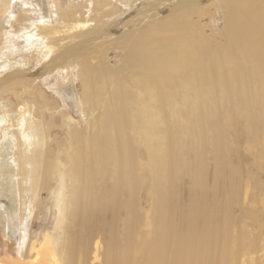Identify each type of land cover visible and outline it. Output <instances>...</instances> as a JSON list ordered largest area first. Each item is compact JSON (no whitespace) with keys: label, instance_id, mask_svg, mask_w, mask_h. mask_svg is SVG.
Listing matches in <instances>:
<instances>
[{"label":"bare ground","instance_id":"bare-ground-1","mask_svg":"<svg viewBox=\"0 0 264 264\" xmlns=\"http://www.w3.org/2000/svg\"><path fill=\"white\" fill-rule=\"evenodd\" d=\"M34 57L40 72L74 74L79 119L35 90L22 72ZM183 163L201 168L187 174L194 193L178 217ZM44 191L57 236L31 233L23 259L24 237L9 239L0 264H243L230 234L246 204L257 253L264 0H0V239L18 211L21 225L42 211Z\"/></svg>","mask_w":264,"mask_h":264},{"label":"rangeland","instance_id":"rangeland-1","mask_svg":"<svg viewBox=\"0 0 264 264\" xmlns=\"http://www.w3.org/2000/svg\"><path fill=\"white\" fill-rule=\"evenodd\" d=\"M123 12H124V14H127L128 11H127V9H124ZM7 25H9V24H7ZM7 25H5V26L8 27ZM11 27H14V26L9 25L8 28L10 29ZM210 32L211 31H209V33ZM110 56L112 58V62L114 63V54L110 53ZM35 58L38 59L37 57L31 58V60L29 61V64L31 66L28 65L22 72H25L27 74V76L29 77V81L32 82L33 87L35 88V90H37V91L41 90L40 92L44 93L45 97L51 103V106L53 108H55V107L57 109H59L61 107L62 108L63 107L67 108L68 110H70L71 114L76 119H79V114L77 112L76 105L74 104V101H73V99H74V97L76 95V89L72 88L71 87L72 85H70V83L72 84L73 79L75 78L74 74L72 73L69 78L62 77L63 79L61 80V78H57V73L55 72L56 70H53V72H55L56 74L52 73V71H48V70L40 72L41 69H42L41 67H43L44 64H45V63H43V61H45V60L38 61ZM64 76H66V75L64 74ZM69 81H72V82H69ZM76 86H77V88L80 91L79 83ZM70 87H71V89H70ZM37 97H38V99L36 101L37 104H35V105L38 107V106H40L42 104L41 103L42 102V98L39 95H37ZM13 100L15 101V99H13ZM46 114H47V116H49L48 113H46ZM200 120H201V118H200ZM192 121L194 122L195 119H192ZM58 124H60V121H57V125ZM53 131H54V133H53L54 136L57 135V134L61 135V131H59L58 129L55 128V129H53ZM59 135H58V141H60L59 140L60 137L63 138V136L59 137ZM210 137H211L210 135L209 136L205 135V140L209 142ZM208 142H206L205 146L207 145V150H210L211 147L208 145L209 144ZM184 152H186V154H185L186 157L189 156V152H188V150L186 148L184 149ZM233 153H235V152H233ZM185 159L186 158H183L181 160V163L185 162ZM190 159L189 160L194 162V163L197 162L193 152H192V156L190 155ZM251 160L252 159L250 158L249 165H250V167H253ZM210 162H211V160H210ZM179 165L181 166L180 167L181 168V172H180V178H179L178 182L176 183V190L178 192L177 195L179 197V198H177V203H178V206H179L178 217H181L185 213V210L188 208V204L190 202L189 200L191 199L190 198L191 197V191L193 192V190H194L193 189L194 183L191 182L190 177L188 175L192 173L194 168H199V167L201 168V165L200 164L199 165L195 164V166H194V164H192V165H190L189 168H187L184 165V163L183 164H179ZM190 168L192 169V171H191ZM212 168H213V165L210 166L211 171L213 170ZM227 168L228 167L226 166V169ZM219 169H220L219 173H221V176H222L223 171L225 170L224 166L221 164ZM226 176H227V174L225 172V177ZM221 181H223V183H224V179H222ZM200 182H202V184L205 182V177L203 175L200 176ZM213 184H214V182H213ZM209 190H210V188H209ZM55 191H56V198H57V201H58L59 195L61 193V187L57 186L55 188ZM200 191H203V190L201 189ZM200 191L197 192V195L201 198ZM41 198L43 200H46V205L43 207L42 211L39 212V210H37V207H36V209L34 211L32 209L31 212H26V215L24 217V222H22V225H21V215H20V212L18 211V214H17L16 218L14 219V221L12 220V223H11L12 224L11 228L13 226L15 227V234H11L9 236L10 238L9 237H3L4 240H2L3 238L0 239V249H5L6 248L7 243L5 241H8L9 239H12L15 242L20 237V235H22L24 237V240L22 242V246H21V248H17V251H19L20 253L16 251L18 253V254L17 253L16 254L18 255L19 258L23 259L24 255H25V252H26V249H27V246H28V243H29L30 236L32 235L31 233H34V232L40 233L45 227H47V228H49V231L51 232L52 236H54V237L57 236V233L55 231V227H56V221H57L58 212H57V209H55V210H53L51 212L50 192H48V191L42 192L41 193ZM5 203L7 204L8 202H6V201L2 202V204H5ZM234 204H236V203L234 202ZM254 209H256V207L253 206L252 204H249V205L246 204L243 207V209H242L243 212L242 211L240 212L238 209H236V211H234V214H233V221H232L233 227L231 229V234H230V236L232 235L231 236L232 240L230 239V241H231L232 244H234L235 247H238V244L235 241H237L236 240L237 237L241 234L240 238H241V240L243 239L241 241V244H242L241 246L244 247V251H241L240 253L244 254V256L241 257V259L244 260L243 264H254L251 261L252 258H254V257H257L259 259V261H264V259H263L264 258V238H263V241L260 240V242H259V251L257 253L247 252V247H249L250 242L253 239H255V237H258V235L260 234V231H257L255 228H252V226H251L252 225V221L254 220L253 218L258 219V217H249V216L246 215L247 212H252ZM259 210H261V212H264V211H262L261 207H260ZM221 211H222V208H221ZM237 217L240 220L239 219L237 220ZM244 222H245L246 225L243 224ZM248 225L251 226V227H249ZM240 226H241V228H240ZM236 228H237V231H236ZM232 230H234V231H232ZM243 230H245V231H243ZM250 231H252V232H250ZM246 238H248V239H246ZM235 250H238V249L235 248ZM246 253H248V254H246ZM249 253H250V255H249ZM249 262H251V263H249ZM231 263H232V260H231ZM235 264H238V263L236 262Z\"/></svg>","mask_w":264,"mask_h":264}]
</instances>
